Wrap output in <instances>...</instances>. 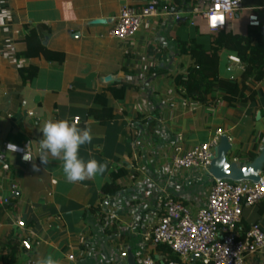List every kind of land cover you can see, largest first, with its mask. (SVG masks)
Wrapping results in <instances>:
<instances>
[{
    "label": "crops",
    "instance_id": "1",
    "mask_svg": "<svg viewBox=\"0 0 264 264\" xmlns=\"http://www.w3.org/2000/svg\"><path fill=\"white\" fill-rule=\"evenodd\" d=\"M148 1L0 0V264L49 254L58 264H128V252L135 264L147 256L161 263L166 254L144 241L161 204L172 198L194 215L214 182L202 167L172 168L174 146L189 149L220 129L232 144L229 161L246 164L264 148V0H241L223 29L231 39L212 59L177 53L190 39L210 48L195 0H170L168 15L149 18L127 40L108 36L122 5ZM29 30L61 62L35 46L26 51ZM179 75L194 82L185 87ZM75 118L93 136L80 156L106 164L103 176L69 183L61 161L34 157L36 172L5 147L32 141L35 155L45 120ZM254 223L264 232V199L243 208L238 235ZM244 264H264V247Z\"/></svg>",
    "mask_w": 264,
    "mask_h": 264
},
{
    "label": "built area",
    "instance_id": "2",
    "mask_svg": "<svg viewBox=\"0 0 264 264\" xmlns=\"http://www.w3.org/2000/svg\"><path fill=\"white\" fill-rule=\"evenodd\" d=\"M195 12L202 13L210 32L222 30L234 14L241 10V0H195ZM170 0H150L148 4L136 9L124 4L120 7L114 25L108 36L118 40H127L152 17L168 15ZM177 17V16H176ZM215 17V21H213ZM249 23L258 26L254 15L249 16ZM231 60H238L231 57ZM77 118L73 120L76 122ZM222 135L220 129L203 143L184 149L175 145L171 155V167L174 169L202 167L208 170L214 147ZM7 145L5 147L7 148ZM22 161L28 144L17 146ZM264 199V171L257 183L249 181L234 182L214 180L206 205L194 215L181 202L166 198L162 214L152 230L144 235V241L153 246H166L180 257V261L164 259L163 264H191V255L198 254L194 264H244L247 253L264 247V232L259 224L254 223L245 232L244 238L238 235L244 207L256 205ZM23 227L22 220L17 221ZM21 245L30 249L28 240ZM125 257L126 253H122ZM141 264H161L151 256L142 259Z\"/></svg>",
    "mask_w": 264,
    "mask_h": 264
},
{
    "label": "clouds",
    "instance_id": "3",
    "mask_svg": "<svg viewBox=\"0 0 264 264\" xmlns=\"http://www.w3.org/2000/svg\"><path fill=\"white\" fill-rule=\"evenodd\" d=\"M39 131L42 133V138L36 141V154L33 155L29 151L32 143L30 141L23 156L26 162H32L33 171H40V167L34 162V157H38L42 165H48L50 157L52 160L61 161L65 179L69 183L94 179L98 175L103 176L107 171L106 164L100 163L95 158L85 160L80 156L81 147L90 144L93 136L91 129L78 126V118L76 122L47 119L39 127ZM7 149L9 153L18 151L17 146L12 143L7 145ZM36 264H58V261L49 254L38 259Z\"/></svg>",
    "mask_w": 264,
    "mask_h": 264
},
{
    "label": "water",
    "instance_id": "4",
    "mask_svg": "<svg viewBox=\"0 0 264 264\" xmlns=\"http://www.w3.org/2000/svg\"><path fill=\"white\" fill-rule=\"evenodd\" d=\"M103 19H94L91 23H103ZM232 149V144L229 138L222 134L218 144L214 147V154L207 170V173L214 180H230L234 182L249 181L257 183L261 178V173L264 171V148L250 162L240 164L236 161H229L228 154ZM198 254L191 255V264H194ZM127 263L135 264L134 255L131 252L127 254ZM163 264V262H161Z\"/></svg>",
    "mask_w": 264,
    "mask_h": 264
},
{
    "label": "trees",
    "instance_id": "5",
    "mask_svg": "<svg viewBox=\"0 0 264 264\" xmlns=\"http://www.w3.org/2000/svg\"><path fill=\"white\" fill-rule=\"evenodd\" d=\"M171 6V4H170ZM231 39V34L229 32H225L223 29L215 32H211V45L209 49H205L203 45L197 43L194 39H190L188 41H179L177 43V53L179 55H188L191 57L196 56H204L209 59L216 58L224 49L226 43ZM24 43L26 45V51L30 50L32 47H36V51L42 56L50 61V62H61L62 55L59 52H49L48 49L39 44L37 40V35L34 30H29L24 38ZM25 54V52H24ZM36 67H33L32 70H36ZM195 71H199V67H195ZM190 75L192 77V69L190 70ZM190 77V80L183 81L181 76H177L179 84H183L185 87L189 86V84L194 82ZM190 93L191 94V89ZM157 248L166 254L167 259L180 261V257L177 254L172 253L166 246L159 245Z\"/></svg>",
    "mask_w": 264,
    "mask_h": 264
},
{
    "label": "snow or ice",
    "instance_id": "6",
    "mask_svg": "<svg viewBox=\"0 0 264 264\" xmlns=\"http://www.w3.org/2000/svg\"><path fill=\"white\" fill-rule=\"evenodd\" d=\"M215 19H216V18H215V17H213V21H215Z\"/></svg>",
    "mask_w": 264,
    "mask_h": 264
}]
</instances>
